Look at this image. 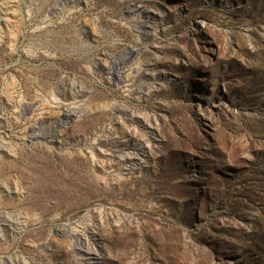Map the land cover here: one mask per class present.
I'll list each match as a JSON object with an SVG mask.
<instances>
[{
    "label": "rangeland",
    "instance_id": "374dc122",
    "mask_svg": "<svg viewBox=\"0 0 264 264\" xmlns=\"http://www.w3.org/2000/svg\"><path fill=\"white\" fill-rule=\"evenodd\" d=\"M70 1L0 0V264H264V0Z\"/></svg>",
    "mask_w": 264,
    "mask_h": 264
},
{
    "label": "bare ground",
    "instance_id": "6f19581e",
    "mask_svg": "<svg viewBox=\"0 0 264 264\" xmlns=\"http://www.w3.org/2000/svg\"><path fill=\"white\" fill-rule=\"evenodd\" d=\"M68 1H70V0H68ZM71 2V1H70ZM125 56H123V58H124ZM122 57L120 58V59H123ZM115 67V66H114ZM101 73H102V71H100ZM99 72V73H100ZM106 72V71H105ZM103 74V73H102ZM109 74H113V79H114V81H119L120 80V78H119V74H117V72L115 73L114 71L111 73H109ZM77 112L75 111V110H68V111H66L65 112V117L66 118H69L70 116H72V115H74V114H76ZM65 118V119H66ZM64 120V119H63ZM58 124H60V123H58ZM44 130V131H43ZM37 131H39L40 133L39 134H37L36 132ZM55 133H56V125H53V126H51L50 128H48V129H43L42 127H39V128H37V130H34V129H32V132H31V135L33 134L34 136H39V137H42V138H44V139H47L48 141H50L51 143L52 142H55L56 141V136H55ZM31 153V152H30ZM33 156V155H32ZM64 157H66V156H64ZM74 157V156H73ZM70 158V157H69ZM68 158V159H69ZM28 160V159H27ZM70 160V159H69ZM75 160H76V156H75ZM67 161V160H66ZM70 162V161H69ZM28 163V162H27ZM28 167V166H27ZM35 167V169H38L39 168V166H34ZM29 168L30 169H32L33 170V164H31L30 166H29ZM45 171V170H44ZM44 174H46V172H44ZM32 175V174H31ZM49 175V174H48ZM44 176V175H43ZM46 176V175H45ZM37 179V178H36ZM38 180V179H37ZM39 188L40 189H43V188H45V186H43V184H40V185H37V186H35L34 187V189H38L39 190ZM6 225H8L6 222H0V228H3V227H5Z\"/></svg>",
    "mask_w": 264,
    "mask_h": 264
}]
</instances>
